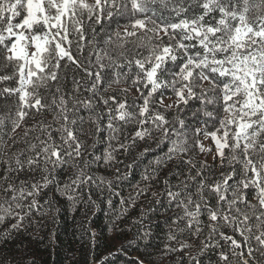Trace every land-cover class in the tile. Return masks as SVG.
I'll return each mask as SVG.
<instances>
[{
    "label": "snow or ice",
    "instance_id": "obj_1",
    "mask_svg": "<svg viewBox=\"0 0 264 264\" xmlns=\"http://www.w3.org/2000/svg\"><path fill=\"white\" fill-rule=\"evenodd\" d=\"M188 111L203 128L182 118ZM138 143V158L161 143L167 151L137 195L178 162L177 183L163 181L178 209L167 252L198 242V256L219 250L216 264H264V0H0V241L33 216L55 222L53 187L74 207H98L91 191H111L113 180L92 165H119ZM60 172H69L63 184ZM127 175L116 167L115 180ZM125 215L116 212L109 230ZM143 219L133 223L147 239ZM198 256L190 260L201 264Z\"/></svg>",
    "mask_w": 264,
    "mask_h": 264
},
{
    "label": "trees",
    "instance_id": "obj_2",
    "mask_svg": "<svg viewBox=\"0 0 264 264\" xmlns=\"http://www.w3.org/2000/svg\"><path fill=\"white\" fill-rule=\"evenodd\" d=\"M73 52L75 54V49ZM73 71L74 69H68L67 87L69 89L72 87ZM114 87L117 86L114 85ZM134 95L136 93L133 90L129 99ZM195 106L193 104V107ZM174 114V112L170 114L169 119ZM181 116L189 122L191 128L204 127L203 117L197 120L191 116L190 111L181 113ZM46 119L50 121L51 115H48ZM87 127L85 125L86 129ZM132 131V126H128L125 134L130 136ZM88 143L90 144L91 140H88ZM18 146L24 147L23 143ZM105 147L104 143L98 144L96 154H102ZM143 148L144 145L138 143V146L133 147L130 152L118 154L117 159L121 162L119 165L112 167L104 166L102 163L92 165L95 175L104 177L106 180H113L111 191L105 186L91 191L92 198L98 207L89 208L84 202H79L74 207L72 202L56 192L54 187L47 190L46 196L51 198L55 207L59 209L55 222L52 220L51 213L43 218L33 216L30 226H27L26 222L24 231L14 233L7 242L0 241V257L8 261H16L17 264H96L105 256L109 257L110 264H138V260H143L145 264H195L190 260V256H198L199 249L196 246L198 242H193V247L184 253H169L165 248V245L169 244L167 221L178 209L169 205L163 181L167 179L172 184L177 183L174 173L178 162L161 168L156 179L151 182L149 190L143 195H137V186L140 188L145 186L142 179L145 170L150 169L152 161L162 158L164 152L167 151L165 145L161 143L159 147L153 145L151 152L138 158ZM193 156L196 159H205L203 155L196 156L193 153ZM128 164H132L133 167L127 168ZM117 166L121 174L128 173L126 178L115 180ZM68 176L69 172L58 174L61 184L68 179ZM154 192L157 193L156 197L152 195ZM88 194L86 188L84 190L85 200ZM129 197H132L134 202L122 205L121 200L128 201ZM109 199L112 201L111 207L107 203ZM121 208L127 209V215L117 221L118 228L110 231L111 220ZM142 216L144 218L143 228L151 231V236L147 239H140L136 236L137 231L141 230V225L133 223ZM7 226V224L0 225V231ZM92 233H95L94 241ZM187 237L188 234L185 233L181 239ZM130 241L133 242L131 245H129ZM121 246H124V251H119ZM218 251V249H210L202 256H198V259L201 264H216ZM110 253L112 255H109Z\"/></svg>",
    "mask_w": 264,
    "mask_h": 264
},
{
    "label": "rangeland",
    "instance_id": "obj_3",
    "mask_svg": "<svg viewBox=\"0 0 264 264\" xmlns=\"http://www.w3.org/2000/svg\"><path fill=\"white\" fill-rule=\"evenodd\" d=\"M169 102H171V101L166 100V103H169ZM207 143H208V141H205V144H207ZM205 158H207L208 161L211 162V157L210 156L209 157H205Z\"/></svg>",
    "mask_w": 264,
    "mask_h": 264
}]
</instances>
